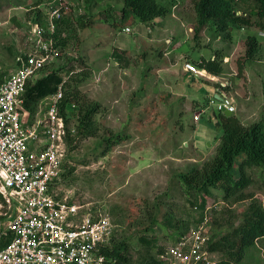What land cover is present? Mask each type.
Returning <instances> with one entry per match:
<instances>
[{
    "label": "rangeland",
    "instance_id": "1",
    "mask_svg": "<svg viewBox=\"0 0 264 264\" xmlns=\"http://www.w3.org/2000/svg\"><path fill=\"white\" fill-rule=\"evenodd\" d=\"M51 2L0 0V60L7 69L13 65L19 44L25 41L27 22ZM239 2L237 6L245 12L255 4L253 0H248L246 6ZM188 3L176 0L168 16L172 21L175 18L168 28H174L175 33L169 31L165 35L166 29L159 27L148 38V30L141 36L140 22H133L131 16L126 23L132 33L112 25L114 11L122 7L119 0H73L71 12L60 25L59 36H66L62 38L66 40L63 54L33 80L35 83L52 69L64 67L61 70L64 81L74 86L72 79L87 74L78 87L89 102L100 105L94 118L97 134L79 138L69 148L61 185L64 193L79 204L110 216L117 242L127 243L123 255L129 264L158 260L160 252L179 238L178 232L185 231L184 223L196 225L200 213L192 209L178 176L211 160L223 133L220 111L208 97L217 81L183 77L180 69L184 61L197 64L203 56L211 59L220 52L224 56L221 78L225 79L217 80L233 84L229 95L239 103L240 113H248L243 122L236 115H240L239 110L235 115L249 126L259 121L264 111V35H260V53L246 65L251 78L247 73L246 78H239L237 64L246 53V39L224 41L210 25L200 42L195 43L194 33L189 31L193 18L186 11ZM106 15L109 22L104 20ZM176 20L183 21L188 37L186 29ZM242 33L235 30L233 38L247 35ZM166 39L171 42L167 44ZM180 44L182 48L168 56ZM182 52L189 56L173 68L171 59L175 64V56L179 58ZM68 110L72 113V125L76 126L77 109ZM195 115L200 117L197 122ZM117 135L124 139L108 148L104 140ZM248 174L253 184L246 189L245 199L232 197L223 202V188L214 190V196L208 198L210 202L221 200L208 213L212 223L209 234L220 236L238 227L252 202L264 209L262 173L251 169ZM154 217L156 224L146 232ZM215 259L222 260V254H216ZM242 264H264V239L247 249Z\"/></svg>",
    "mask_w": 264,
    "mask_h": 264
},
{
    "label": "built area",
    "instance_id": "2",
    "mask_svg": "<svg viewBox=\"0 0 264 264\" xmlns=\"http://www.w3.org/2000/svg\"><path fill=\"white\" fill-rule=\"evenodd\" d=\"M72 7L73 0L45 5L41 20L34 16L27 22L12 67L7 69L0 60V264H123L109 254L115 234L110 216L79 204L61 185L68 139L76 134L72 118L61 112L65 81L41 99L34 112L26 106L28 85L63 54L55 36ZM184 70L209 78L193 63L186 62ZM220 89L219 99L210 103L220 112L235 114L236 102L226 92L231 82L221 83ZM75 108L68 105L66 114ZM199 120L195 115L194 121ZM220 201L207 202L203 220L159 255L161 264H219L208 248V213Z\"/></svg>",
    "mask_w": 264,
    "mask_h": 264
},
{
    "label": "trees",
    "instance_id": "3",
    "mask_svg": "<svg viewBox=\"0 0 264 264\" xmlns=\"http://www.w3.org/2000/svg\"><path fill=\"white\" fill-rule=\"evenodd\" d=\"M119 1L122 3L120 18L116 19L115 17L114 22L111 23L116 28L124 31L128 27L126 20L130 16L133 17V22L138 21L141 24L153 26L156 19L171 14L176 0ZM187 1H190V3L186 4V11H189L193 18V40L197 44L200 42L204 31L210 25L215 28L217 34L224 41H232L235 30L258 31L259 35L255 33L248 34L245 41L246 53L237 64V76L239 78H246L247 62L254 60L262 47L260 35L264 33V0H253L255 4L251 6L248 12L241 10L237 6L240 3L239 1L246 6L248 0H239L238 2H235V0ZM239 12L241 14H238ZM42 13L43 10H37L35 17L41 20ZM65 21L61 22L64 23ZM61 22L59 23L55 37L58 44L62 46L65 45L66 40L62 41V38L65 37L59 36ZM223 58L224 56L219 52L214 60H202L197 65L214 76H220L224 71ZM62 69L64 70V67L52 69L45 77L37 80L35 83L32 81L28 85L26 106L32 112L35 111V105L41 99L55 93L63 83ZM47 70L48 66L41 71L46 72ZM86 75L78 74L77 80L75 78L72 79L71 83L74 82V86L68 84V82H65L63 85L62 114L69 118V120L71 119L72 113L66 114L68 105H75L78 113V120L75 126L76 134L74 137H69V148L79 138L96 137L97 134L94 118L100 110V105L89 102L81 94L78 87L87 78ZM219 119L223 133L220 137V144L216 149L215 156L205 162L202 167L191 169L187 173H182L178 176L186 195L190 198L189 201L193 207L192 209L200 213V217L197 221L195 220V223H200L203 220L208 198L214 196V190L219 188L224 189L223 201L229 200L232 197L242 200L245 199L246 189L253 184V180L250 174H248L249 170L259 169L264 179V111L261 119L249 126L243 125L235 114L227 116L223 112H219ZM122 139L124 138L121 135H117L106 138L104 142L110 148L118 144ZM236 173H238V177ZM156 222L157 219L154 217L151 220V226L147 228L146 232H149ZM184 224L186 227L185 231L178 232L180 234L179 237L185 235L190 228V221ZM262 239H264V209L257 202H252L249 210L244 214L243 222L225 234L220 236L213 234L208 248L212 253L222 254L223 259L219 261V264H242L247 249L255 247ZM141 240L146 242L145 238H141ZM127 247L126 242L118 243L114 234L113 249L109 254L116 257L120 263L129 264V259L123 255V251L127 250ZM150 264L161 263L159 260H153Z\"/></svg>",
    "mask_w": 264,
    "mask_h": 264
},
{
    "label": "crops",
    "instance_id": "4",
    "mask_svg": "<svg viewBox=\"0 0 264 264\" xmlns=\"http://www.w3.org/2000/svg\"><path fill=\"white\" fill-rule=\"evenodd\" d=\"M75 2H77V1H75ZM121 9V8H120ZM115 12V14H113V16H115L116 17V19H119L120 18V10H115L114 11ZM168 16H170V15H168ZM168 16H166V17H163V18H158V19H156L155 21H154V23H153V26H149V25H145V24H141L140 23V25H141V28L139 27V34L142 36V34H144V32H145V29H147L148 30V32L150 33V35H148V38L151 36V35H153L154 33H155V31H157L158 29H159V27H160V29H162V30H164V29H166L165 30V32H163V34H165V35H169V34H167V33H169V31L170 32H172V33H175V29L174 28H170V29H168L169 27H171L172 26V24H173V21L175 20V18H173L174 20L172 21V20H169L168 19ZM107 17H108V19H109V16H107L106 15V17H105V19L104 20H107ZM177 21V20H176ZM107 22H109L108 20H107ZM178 23L179 22H181V24H182V26L184 27V23H183V21H181V20H179V21H177ZM130 28V27H129ZM185 29H186V27H184ZM153 30V31H152ZM191 30H193V28L192 27H190V30L189 31H191ZM152 31V32H151ZM188 30L186 29V31H185V34L187 35L188 34V32H187ZM240 32H241V35H244L243 33H242V31H244L247 35L245 36V37H237L236 36V38H233V39H235L236 41H242V40H245L246 38H247V36H248V31L246 30V29H240L239 30ZM192 33V32H191ZM170 37V36H169ZM173 37V36H172ZM187 37H188V35H187ZM234 37V36H233ZM171 41L170 40H167L166 39V43L167 44H169ZM182 48V45L180 44L175 50L173 49V51H170L169 53H168V56L169 55H171L172 53H174L177 49H181ZM18 49H19V46H18ZM18 52V51H17ZM187 55H188V53L186 54V53H184L183 54V52L182 53H180V55H179V58H177V56H175L176 58H175V60L176 61H174L175 62V64L173 63V59H171V64H172V67L174 68H176L177 66H178V61L179 62H183V60L187 57ZM167 56V57H168ZM189 56V55H188ZM14 57H16V55H14L13 56V59H14ZM214 58H215V56H212L211 57V60H214ZM12 59V60H13ZM202 60H210V59H208V58H206V57H202L200 60H199V62H197V64H199L200 62H202ZM225 60L226 61H228L229 60V58L228 57H225ZM186 62H189V61H184V63L182 64V66H181V69H180V72H181V75L184 77V76H190L191 78H193V80H199L200 78L199 77H197V76H195V75H193V74H191V73H187L185 70H184V64L186 63ZM228 63V62H227ZM174 64V65H173ZM197 64H195L197 67H199ZM247 67V66H246ZM200 68V67H199ZM202 69V68H201ZM204 70V69H203ZM169 71H172L173 73H177V74H179V71H177L176 69L175 70H169ZM206 72L209 74V78H207L208 80H210V81H217V85L215 86V88H214V90L212 89V93H209V95H208V97H211V98H217V94L218 93H220L221 92V89H220V87H221V83H223L222 81H218L219 79L220 80H224L225 78L224 77H222L221 78V75L220 76H214V75H212V74H210L207 70H206ZM170 73V72H169ZM246 73H247V77L249 78H251V75H250V72H249V70H248V67L246 68ZM233 75H236V73L235 74H233ZM229 76H232V74H229ZM237 76V75H236ZM202 79H206V78H202ZM212 79H214V80H212ZM218 79V80H217ZM232 81V80H231ZM232 84V83H231ZM233 85V84H232ZM219 89H220V91H219ZM233 90V89H232ZM227 92H229V94H230V90L229 89H227L226 90ZM233 97V96H232ZM234 98V97H233ZM264 101V100H263ZM236 102V105H237V110H239V113H240V107H239V103L237 102V100L235 101ZM202 105L204 106L205 104L204 103H202ZM238 112V111H237ZM241 120H242V122H243V119L244 118H246L247 116H248V113H243L242 114V112L240 113V115L239 114H236ZM243 118V119H242ZM211 119V118H210ZM213 120V119H212ZM211 120V121H212ZM210 121V122H211Z\"/></svg>",
    "mask_w": 264,
    "mask_h": 264
},
{
    "label": "water",
    "instance_id": "5",
    "mask_svg": "<svg viewBox=\"0 0 264 264\" xmlns=\"http://www.w3.org/2000/svg\"><path fill=\"white\" fill-rule=\"evenodd\" d=\"M217 98L219 99V97L217 96ZM225 115H227V116H230L231 115V113H229V112H227V111H224L223 112Z\"/></svg>",
    "mask_w": 264,
    "mask_h": 264
}]
</instances>
